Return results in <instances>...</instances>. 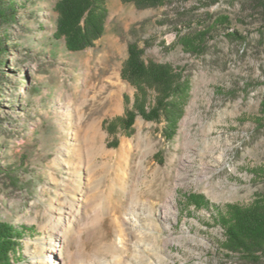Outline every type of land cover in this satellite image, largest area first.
<instances>
[{"label": "rangeland", "instance_id": "rangeland-1", "mask_svg": "<svg viewBox=\"0 0 264 264\" xmlns=\"http://www.w3.org/2000/svg\"><path fill=\"white\" fill-rule=\"evenodd\" d=\"M60 1L20 0L12 30L11 264H246L227 227L264 203V0H106L101 37L79 51L58 32ZM131 44L166 67L170 96L126 69Z\"/></svg>", "mask_w": 264, "mask_h": 264}, {"label": "trees", "instance_id": "trees-1", "mask_svg": "<svg viewBox=\"0 0 264 264\" xmlns=\"http://www.w3.org/2000/svg\"><path fill=\"white\" fill-rule=\"evenodd\" d=\"M134 2L140 9L162 6L165 0H124ZM215 2V0H214ZM20 0H0V97L5 93L8 80V56L12 48V30L20 21ZM57 10L60 14L58 32L64 36L70 50L79 51L90 47L103 33L107 17L106 0H61ZM235 33V34H234ZM229 36L237 32H228ZM150 86L166 87L170 96L171 87L166 67L157 64L146 66L136 45L129 46L127 68ZM171 86V85H170ZM1 106V103H0ZM163 105L159 104L151 111L141 110L147 120L159 118ZM0 169L2 167L0 166ZM230 252L239 253L246 264H264V203L256 204L247 210H237L235 223L227 227ZM17 233L10 227L0 229V264H11V256L17 246Z\"/></svg>", "mask_w": 264, "mask_h": 264}]
</instances>
